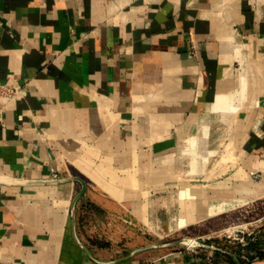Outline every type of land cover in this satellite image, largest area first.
<instances>
[{
    "label": "crops",
    "instance_id": "obj_1",
    "mask_svg": "<svg viewBox=\"0 0 264 264\" xmlns=\"http://www.w3.org/2000/svg\"><path fill=\"white\" fill-rule=\"evenodd\" d=\"M0 84V264H214L112 259L91 224L264 198V0H0Z\"/></svg>",
    "mask_w": 264,
    "mask_h": 264
},
{
    "label": "rangeland",
    "instance_id": "obj_2",
    "mask_svg": "<svg viewBox=\"0 0 264 264\" xmlns=\"http://www.w3.org/2000/svg\"><path fill=\"white\" fill-rule=\"evenodd\" d=\"M110 225L102 230L99 222L91 224L95 228L90 236L93 242L106 245V249L111 250L112 259L131 253L149 259L185 251L218 262L222 260L220 264L227 258L240 259L246 264L248 256L255 258L264 253V198L175 233L147 231L140 223L135 224L129 219L120 227L118 217L113 218ZM185 241L191 243L187 245L183 243ZM185 247H190V250H185Z\"/></svg>",
    "mask_w": 264,
    "mask_h": 264
},
{
    "label": "built area",
    "instance_id": "obj_3",
    "mask_svg": "<svg viewBox=\"0 0 264 264\" xmlns=\"http://www.w3.org/2000/svg\"><path fill=\"white\" fill-rule=\"evenodd\" d=\"M17 93L14 89L10 88L7 85L0 84V96H4L6 98L14 97ZM185 250H190V247H185ZM195 254V252H193ZM210 259L209 257H207Z\"/></svg>",
    "mask_w": 264,
    "mask_h": 264
},
{
    "label": "water",
    "instance_id": "obj_4",
    "mask_svg": "<svg viewBox=\"0 0 264 264\" xmlns=\"http://www.w3.org/2000/svg\"><path fill=\"white\" fill-rule=\"evenodd\" d=\"M80 186H81V187H80V189H79L77 195H76L75 198L73 199V202H72V205H71V208H70L71 215H72L73 205H74L75 200H76L79 196H81V195L84 193V191H85V183H84L83 181H80ZM71 217H72V216H71ZM183 243L186 244L187 241H185V242H183ZM189 243H191V242L188 241L187 245H188ZM190 246H192V245L190 244ZM85 253L87 254V251H85ZM132 254H133V253H131L130 255H132ZM130 255H129V256H130Z\"/></svg>",
    "mask_w": 264,
    "mask_h": 264
},
{
    "label": "trees",
    "instance_id": "obj_5",
    "mask_svg": "<svg viewBox=\"0 0 264 264\" xmlns=\"http://www.w3.org/2000/svg\"><path fill=\"white\" fill-rule=\"evenodd\" d=\"M264 253H260L257 257L259 256H263ZM248 261L252 260L254 257L248 256ZM218 260H214L213 262H215L214 264H217ZM224 261V260H223ZM220 262H222V260H220ZM244 262L240 259H229L227 258V260L225 261V263L223 262V264H243ZM222 264V263H221Z\"/></svg>",
    "mask_w": 264,
    "mask_h": 264
}]
</instances>
